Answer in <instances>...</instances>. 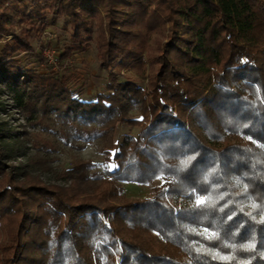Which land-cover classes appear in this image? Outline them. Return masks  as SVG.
I'll return each mask as SVG.
<instances>
[{
    "label": "trees",
    "instance_id": "trees-1",
    "mask_svg": "<svg viewBox=\"0 0 264 264\" xmlns=\"http://www.w3.org/2000/svg\"><path fill=\"white\" fill-rule=\"evenodd\" d=\"M47 12L70 25L66 55L87 48L98 21L109 94L78 100L60 77L9 59L31 49L30 31ZM142 30L165 40L148 93L115 70L142 62L132 45ZM8 35L0 82L19 108L35 101L86 137L116 121L140 130L112 145L114 170L81 197L6 172L15 145L4 146L0 124V264H264V0H0V37ZM136 103L140 118L129 115ZM82 122L104 129L83 131ZM90 166L78 161L69 173L82 181ZM155 179L162 183L137 199L110 183ZM200 197L207 202L196 206Z\"/></svg>",
    "mask_w": 264,
    "mask_h": 264
},
{
    "label": "rangeland",
    "instance_id": "rangeland-1",
    "mask_svg": "<svg viewBox=\"0 0 264 264\" xmlns=\"http://www.w3.org/2000/svg\"><path fill=\"white\" fill-rule=\"evenodd\" d=\"M45 20L46 25L37 23L30 31L31 49H19L10 54L9 59L37 75L60 77L78 100L90 102L94 101L97 95L109 94L107 84L111 79L99 58L98 21L91 20L93 39L88 42L87 48L66 55L64 50L70 43V25L67 19L65 16L47 12ZM135 28L141 30V24ZM144 31H140L138 38L132 41L133 47L141 55L142 62L130 61L119 71L117 68L115 70L119 74V80L132 79L148 93L149 82L156 69L153 60L160 44L165 40L159 33L144 37ZM11 38L12 35H8L7 39L0 37V52L4 43ZM51 60H55V64ZM0 89V101L5 106L4 110H0V124H4V146L8 148L15 145V151L4 159V166L6 172H11L21 183L36 182L68 188L81 197L91 193L100 188L107 172L114 170L112 157L115 150L112 145L121 142L128 134L137 136L140 130V125L135 123L116 121L111 130L100 136L79 135L71 130L69 124L66 126L55 120L53 113L42 114L40 104L35 101L33 110L30 106L27 109L19 108L16 93L7 83L0 82ZM129 115L140 118L139 103L133 105ZM76 126L83 131L92 127L104 129V125L96 122H82ZM78 161L91 163L86 169L87 178L82 181H77L69 173V169ZM110 183L123 188V196L137 199L149 197L153 188L159 186L162 180L155 179L147 184L123 181ZM3 237L2 231L0 239Z\"/></svg>",
    "mask_w": 264,
    "mask_h": 264
},
{
    "label": "snow or ice",
    "instance_id": "snow-or-ice-1",
    "mask_svg": "<svg viewBox=\"0 0 264 264\" xmlns=\"http://www.w3.org/2000/svg\"><path fill=\"white\" fill-rule=\"evenodd\" d=\"M191 159H194V158H190L189 161H186L185 164L187 165L188 163H190ZM245 192H247V185H245ZM207 202L206 198L204 197H200L199 199H196L195 201V204L196 206H201L203 204H205ZM253 209L257 208V207H260V205H256V204H253L252 205ZM249 215H251V213H249ZM260 222H264V218L261 219ZM216 234L213 233L209 238H212L214 237ZM248 248H252L254 247V245H247ZM221 259H224V260H228V259H232L231 257H220Z\"/></svg>",
    "mask_w": 264,
    "mask_h": 264
},
{
    "label": "built area",
    "instance_id": "built-area-1",
    "mask_svg": "<svg viewBox=\"0 0 264 264\" xmlns=\"http://www.w3.org/2000/svg\"><path fill=\"white\" fill-rule=\"evenodd\" d=\"M51 62L55 64V60H51Z\"/></svg>",
    "mask_w": 264,
    "mask_h": 264
}]
</instances>
